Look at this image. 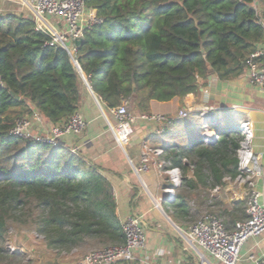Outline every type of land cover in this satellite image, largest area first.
Instances as JSON below:
<instances>
[{
    "label": "trees",
    "instance_id": "16d2710c",
    "mask_svg": "<svg viewBox=\"0 0 264 264\" xmlns=\"http://www.w3.org/2000/svg\"><path fill=\"white\" fill-rule=\"evenodd\" d=\"M87 7L101 22L85 29L74 58L107 110L129 101L134 111L150 114L152 100L198 93L209 76L239 78L264 44V0H88ZM50 40L33 17L0 13V264L22 256L5 245L10 223L37 232L48 249L63 255L126 239L113 186L97 166L62 143L10 133L18 118L37 113L57 125L80 109L82 76L70 52ZM219 118L210 121L218 138L206 143L198 123L173 152L182 185L176 201L164 204L176 208L181 225L193 217L195 192L212 199L228 230L247 217L245 201L228 209L210 194L241 174L242 120L228 117L222 127ZM178 122L171 118L166 132Z\"/></svg>",
    "mask_w": 264,
    "mask_h": 264
},
{
    "label": "crops",
    "instance_id": "0c3cea01",
    "mask_svg": "<svg viewBox=\"0 0 264 264\" xmlns=\"http://www.w3.org/2000/svg\"><path fill=\"white\" fill-rule=\"evenodd\" d=\"M13 2L15 0H0V13L7 11L23 13L33 17L36 24L40 21L59 30L65 28L64 23L54 16L37 19L24 0L15 2L23 7L18 4L16 6ZM69 45L73 46L74 43L69 42ZM95 96L97 97L83 81L79 112L86 117L87 128L80 134H64L60 138V143L80 153L92 165L97 166L101 174L111 182L121 224L131 215L136 214L141 217L147 235V245L145 250L138 251V259L134 263L201 264L198 254L182 236V232L188 229L184 225L185 222L181 225L175 216L176 208L171 207L170 204H164L163 198L167 195L164 189L171 183L169 176L152 162L148 170L140 173L136 170L143 163L142 154L145 143L151 149L162 148L164 150V154L159 157L151 154L152 161L170 160L171 162L173 152L179 150L182 144H169L172 142L169 139V132H160L157 128L159 127L157 121L140 120L141 123L136 125L128 144L125 147L119 146L113 133L117 121L115 117H113L115 121L112 120L111 110H107L99 100L104 109V112L102 111ZM183 108L190 109L191 113L214 110L216 113L214 120L217 119L219 111L230 110L234 111V116H228L232 119L239 121L249 119L254 131L253 151L264 170V87L252 84L246 73L229 81L209 76V84L201 87L198 93H191L183 98L175 97L170 101L152 100L150 114H164L176 118ZM204 122L202 118L201 124ZM52 126L54 124L46 120L35 130L45 133ZM211 131L215 130L211 129ZM258 188L262 193L261 199L264 204V174L258 182ZM210 192L211 197H217L224 208L230 209L239 201L246 202L248 187L243 182L227 179L223 187L210 190ZM209 201L212 199L210 198ZM193 202L191 200L192 205ZM193 206H195L193 209L195 211L196 205ZM168 210L173 212V218L168 215ZM146 255L150 256L148 260L145 259ZM199 259L201 260L200 257ZM262 259H264V234L251 238L244 245L238 264H258ZM60 264L73 263L64 258Z\"/></svg>",
    "mask_w": 264,
    "mask_h": 264
},
{
    "label": "built area",
    "instance_id": "2783aa9c",
    "mask_svg": "<svg viewBox=\"0 0 264 264\" xmlns=\"http://www.w3.org/2000/svg\"><path fill=\"white\" fill-rule=\"evenodd\" d=\"M37 19L47 16L57 17L64 23L65 28L56 29L40 22L37 28L51 36L49 45L60 44L65 47L72 57L77 50L75 39L82 38L84 31L90 25L101 22L97 11L87 7L88 0H24ZM69 42L74 43L73 46ZM246 75L252 84L264 87V46H259L252 52L247 60ZM117 121L113 133L117 144L125 147L134 132L133 124L135 116L129 111V101L111 109ZM191 110L183 108L178 113V118H186ZM214 110H201L200 116L204 119L202 127L203 139L206 143L219 137L216 132L214 137L207 135L210 129V121L214 120ZM143 121H157L159 131L165 132L171 119L164 114H142ZM35 120H43L37 113L33 117L18 118L10 133L25 139H32L51 145H58L60 138L66 133L80 134L88 125L86 117L79 111L74 113L63 124H57L43 133L37 132L33 127ZM211 130V129H210ZM239 133L242 134L241 146L238 150L239 167L241 174L237 181L243 182L248 187L246 197V219L240 221L236 228L228 230L223 219L216 213L209 212L198 219L188 231L182 233L185 242L198 254L202 264H238L244 245L251 239L264 234V204L262 193L258 188V182L263 177L264 170L253 151L252 139L253 127L249 119L240 124ZM143 163L137 172L148 170L151 162L164 170L169 176L170 185L166 186V194L175 195L176 189L181 185V169L173 163L165 160L152 161L150 155L159 157L164 154L162 148L151 149L148 144L143 145ZM73 152H76L73 149ZM220 187L215 188L218 190ZM125 233V242L106 249L93 251L77 260L74 264H113L123 260L135 261L138 259V251H143L147 245V235L143 221L139 215H131L122 222ZM145 259L150 256L146 255ZM260 264V263H258Z\"/></svg>",
    "mask_w": 264,
    "mask_h": 264
},
{
    "label": "rangeland",
    "instance_id": "374dc122",
    "mask_svg": "<svg viewBox=\"0 0 264 264\" xmlns=\"http://www.w3.org/2000/svg\"><path fill=\"white\" fill-rule=\"evenodd\" d=\"M16 1H18V0H15V2ZM15 2H13V3L16 6H18L19 4L15 3ZM19 6H21V5H19ZM21 7H23V6H21ZM129 111L132 113L133 116H135V123L133 124V128L135 130L136 125H139V123H141L140 122L141 119H139V118L142 114H139L138 112L134 111L132 109V107L130 106V104H129ZM219 115H220V118H219L220 124L219 125L223 127V126H226V118H228V116H234V111L230 110L227 112H220ZM110 116L112 117V120L115 121L113 118L114 116L112 114H110ZM178 117L179 116L177 115L176 118H178ZM214 117H216V116H214ZM169 118L171 119V117H169ZM201 122H202V118H201L200 114H197L195 116L190 115L186 118H181L180 122H178V124H176L174 126V128L170 127L168 129V130H170L169 134H168V135H170L169 139H170V141H172L169 144L173 145V144L177 143V144L184 145L186 143V139L188 141V140H190V138H192V136L186 135V133L190 130V127H193V126H195ZM157 128H159V127H157ZM199 131L201 133H203L204 128L203 127L200 128ZM189 174L191 175L192 171L189 172ZM181 185H182V179H181ZM181 185H180V187H181ZM196 193L197 192H195V195L192 196V201H194L193 203L196 205L195 211H197V212L195 213V211H194L193 217L189 218V220L187 222H185L184 225L186 228H188L187 231L203 215H205L209 212H213V213H216L219 215L217 207L210 205L212 203L211 201H209V200L204 201L203 195L201 197V196H198V194H196ZM168 211H169L168 215L171 216V218H173V212H171L170 210H168ZM5 245L7 248H9V250L11 252L19 251L22 254L20 259L19 258L15 259L14 264H19L18 262H20L21 264H60L64 258H67L69 261H71L74 264L77 260L84 257L88 253L93 252V251L102 250V249H94V248L93 249H87V250L78 249V250H75L74 252H72L70 254H65V255L56 254V252H52L50 249H48L46 247L45 240H44L43 236L39 235L37 232H35L33 230H30L27 228H20L16 224H12V223H10V229H9L8 234H7ZM198 260H199V263L202 264V262H200L201 260L199 259V257H198ZM16 261H17V263H16ZM1 264H7V263H1ZM129 264H136V263L131 261Z\"/></svg>",
    "mask_w": 264,
    "mask_h": 264
},
{
    "label": "water",
    "instance_id": "95a60500",
    "mask_svg": "<svg viewBox=\"0 0 264 264\" xmlns=\"http://www.w3.org/2000/svg\"><path fill=\"white\" fill-rule=\"evenodd\" d=\"M82 42H83V38L75 39V45H76V46H79ZM73 62H74V64H75V66L77 67L78 71L80 72V74H81V76H82V79H83V81L85 82L86 86H87L88 89H89V90L95 95L93 89L91 88V85H90V83H89V80L87 79V77H86V75L84 74L83 70L81 69L79 63L77 62V60H76L74 57H73ZM210 78H211V76H210ZM3 86H4V85H3V82H2L1 77H0V88L3 87ZM11 93H12V95L15 96V98H16L17 100L20 99L19 95H16L15 92L12 91ZM95 97H96V96H95ZM96 99H97V101H98V103H99V105H100L102 111L104 112L103 106L101 105L99 99H98L97 97H96ZM41 125H42V122H41L40 120H35L34 123H33V127H34V128H37V127H39V126H41ZM163 201H167V202H175V201H176V197H175V195L167 194V195L164 196ZM173 224H174V223H173ZM174 225H175V224H174ZM181 232H182V231H181ZM182 233H183V232H182Z\"/></svg>",
    "mask_w": 264,
    "mask_h": 264
},
{
    "label": "bare ground",
    "instance_id": "6f19581e",
    "mask_svg": "<svg viewBox=\"0 0 264 264\" xmlns=\"http://www.w3.org/2000/svg\"><path fill=\"white\" fill-rule=\"evenodd\" d=\"M49 26V25H48ZM237 108V107H236ZM249 108V107H248ZM252 108V107H251ZM241 110H243V109H241ZM259 110V109H258ZM215 132L214 131H211V130H208V132H207V135H209V137H214L215 136Z\"/></svg>",
    "mask_w": 264,
    "mask_h": 264
}]
</instances>
